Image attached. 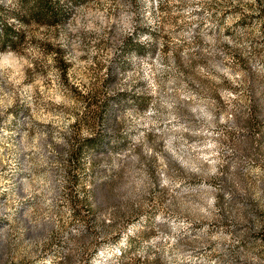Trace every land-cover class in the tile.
I'll use <instances>...</instances> for the list:
<instances>
[{
  "label": "clouds",
  "instance_id": "1",
  "mask_svg": "<svg viewBox=\"0 0 264 264\" xmlns=\"http://www.w3.org/2000/svg\"><path fill=\"white\" fill-rule=\"evenodd\" d=\"M0 264H264V0H0Z\"/></svg>",
  "mask_w": 264,
  "mask_h": 264
}]
</instances>
